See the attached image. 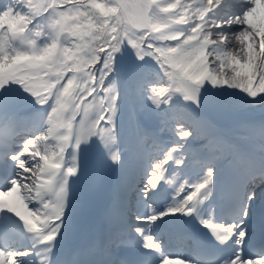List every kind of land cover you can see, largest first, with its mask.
<instances>
[{
  "label": "snow or ice",
  "instance_id": "6c2138e0",
  "mask_svg": "<svg viewBox=\"0 0 264 264\" xmlns=\"http://www.w3.org/2000/svg\"><path fill=\"white\" fill-rule=\"evenodd\" d=\"M258 208L264 0H0V264H264Z\"/></svg>",
  "mask_w": 264,
  "mask_h": 264
},
{
  "label": "bare ground",
  "instance_id": "6f19581e",
  "mask_svg": "<svg viewBox=\"0 0 264 264\" xmlns=\"http://www.w3.org/2000/svg\"><path fill=\"white\" fill-rule=\"evenodd\" d=\"M229 44L231 46L236 45L235 46V50H237V48L239 47L238 42L236 44H232V43H229ZM256 113L258 114L257 119H259L260 118L259 110ZM100 195H101V197L97 198V200L91 206H87L85 204V202L83 203L81 209L79 210L80 211L79 215L81 213H84V215H83V217L77 216L76 217L77 221H79V219H80L81 222H83L84 220H86V217H84L86 214H88L89 212H95L97 214V220H95L96 222L94 221L95 223H93L91 226H93L95 229H97L99 227L100 223L102 222L103 214H104V211L101 208V206L102 205H108L109 198L112 195V193H111L110 189L105 185L102 188V191H101ZM73 234H74V232H71V234L68 236V239L66 241L67 245H69V244H71L73 242Z\"/></svg>",
  "mask_w": 264,
  "mask_h": 264
},
{
  "label": "rangeland",
  "instance_id": "374dc122",
  "mask_svg": "<svg viewBox=\"0 0 264 264\" xmlns=\"http://www.w3.org/2000/svg\"><path fill=\"white\" fill-rule=\"evenodd\" d=\"M231 2L235 5V4L238 3V0H231ZM235 46L236 45L231 46L230 44H228L227 45V51L232 52V53H236L237 50H235ZM255 116L257 118L258 117V114L256 113ZM92 160H93V163H98V158H97V156H96L95 153L92 154ZM103 187L104 186L97 187L95 190H92V191L86 193L85 198H84L85 204L86 205L87 204L89 205L90 203H92L93 201H95V199H97L100 196V192H101V190H102ZM80 208L77 210V213H76L74 219H76V217L78 215V211L80 210ZM82 214L83 213H81L80 215H82Z\"/></svg>",
  "mask_w": 264,
  "mask_h": 264
}]
</instances>
